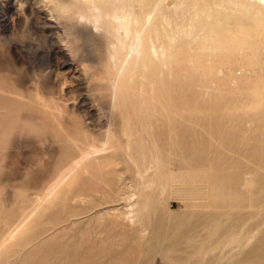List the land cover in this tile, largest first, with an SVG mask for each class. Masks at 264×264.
Returning a JSON list of instances; mask_svg holds the SVG:
<instances>
[{
	"label": "rangeland",
	"instance_id": "rangeland-1",
	"mask_svg": "<svg viewBox=\"0 0 264 264\" xmlns=\"http://www.w3.org/2000/svg\"><path fill=\"white\" fill-rule=\"evenodd\" d=\"M240 1L161 0L146 27L150 0L125 2L174 65L127 78L117 154L51 196L73 137L107 126L113 37L65 27L51 0H0V264H264V2Z\"/></svg>",
	"mask_w": 264,
	"mask_h": 264
},
{
	"label": "bare ground",
	"instance_id": "bare-ground-1",
	"mask_svg": "<svg viewBox=\"0 0 264 264\" xmlns=\"http://www.w3.org/2000/svg\"><path fill=\"white\" fill-rule=\"evenodd\" d=\"M51 1L53 3H55L56 6H58V8L55 9V7H54L53 9L56 10L59 20L61 21V23L65 27L70 26V27H73L76 29V28H78V26H81L82 23H86V24L90 25V27L88 26L90 30L88 29V31L87 30L85 31L86 35H87V33L88 34H94V35H96V34L102 35V32H104V34H108V35L111 34L113 37L112 41L109 44V50L110 51L108 52V50H107V52L109 53L108 59H106V60H108L106 62L107 68L109 66L111 68L110 70L108 68L109 76L108 77H105V76L100 77V75H99L100 78L98 79L99 87H101L102 89H104L107 92V93L102 95V98H104V99L109 98V100L106 102V104H104V107H103L104 114L106 115V117L108 119L107 120V126L105 128V131L102 133V135H100L99 137L95 136V137L91 138L90 141L85 140L81 144L77 143L76 138L73 137V145H72L73 149L72 150H73V152H77V155L75 157H73L72 162L62 170V172L60 173V175L58 176V178L56 179L54 184L49 189L48 194H51V196H52L55 193V191H61L62 190L61 188L63 187L66 180H68V178H70L71 176L75 175L78 171H80L82 169L88 170L89 167L97 164V162H100L102 159L106 158L108 155L112 154L113 156H115L117 154L116 148L118 145L116 144V142L117 141L119 142V136L117 135V133H118L117 129H119V125L121 124L120 116L116 115L117 105H118L117 101H118V97H119L118 91L120 90V88L124 87L123 84L125 83L127 78L133 79L132 74H134V76L136 77L137 75H135V73L138 72V70L147 68L149 66V62H148L149 60L151 63L154 64V66H157L160 69L173 67L175 54H172L168 60V57H167L168 55L166 54L167 50H165L163 48L160 50V48L157 46V45L161 44V42L159 44H156L153 38H150V40L148 42H146L145 37H144L145 32H143L144 29L139 28L140 19L138 18V15L140 12L137 13L138 14L137 16L134 15L135 13H133L132 9L127 12L126 11L127 8L125 5V2L127 0H51ZM139 1L142 2V0H139ZM201 1H203V0H201ZM242 1H240V2L243 3ZM257 1L258 2H264V0H257ZM257 1H256V3H257ZM160 2H161V0H150V3L153 4V7L151 6L152 10H150L148 7H145L146 5L143 7V9H144V19L143 20L145 23V27H146V25L150 26V24L152 23V20L154 18V10L159 6ZM244 2H246V0H244ZM247 2H249V0ZM102 3L110 4L112 7L113 13L112 14H110L108 12L104 13L102 10V5H101ZM198 3H199V1H198ZM215 3H216V1H215ZM55 4H54V6H55ZM203 4H205V3H203ZM247 4H249V3H247ZM251 4H253V3H251ZM243 5H245V4H243ZM175 6H176L175 8H178L177 4ZM253 7L256 8L255 5L252 6V8ZM113 8H114V11H113ZM263 8H264V6H262V9ZM257 9H258V7H257ZM259 10L263 11L264 9L263 10L258 9V11ZM175 11H174V13H175ZM258 13L260 14L261 12H258ZM262 15H264V14H262ZM185 18H186V16H185ZM107 19H109V21H110L109 22L110 26H111L110 30L109 29L107 30V29L103 28L104 26H102V21H105ZM158 27L159 26H157V28ZM192 27H193V25H192ZM154 28L156 29V27H154ZM153 32L155 33V31H153ZM155 34H154V36H155ZM99 35L97 37L100 38L101 36H99ZM151 35H153V34H151ZM158 36H159V34H158ZM162 38L163 37L161 36V39ZM109 40H111V38H109ZM175 40H176V38H175ZM206 41H207V39H206ZM101 42H102V39H101ZM169 47L171 48L170 45H169ZM170 52H172V51H170ZM75 61H76V59H75ZM132 63L134 64V66L133 67L131 66L132 68L130 70L129 68H130V65ZM93 65L97 70L96 74H99L101 72L99 69H101L102 63L96 59L93 61ZM141 71H143V70H141ZM141 80H143V79L141 78ZM157 86H159V85H157ZM131 89H133V88H131ZM144 89L145 88H143L142 90H144ZM124 90H125V87H124ZM119 92H121V91H119ZM153 92H154V89H153ZM154 93L152 95L153 97H155ZM141 94H143V93H141ZM155 95H156V93H155ZM122 97H125V96H122ZM131 113H133V112H131ZM133 114H131V115H133ZM134 116H135V114H134ZM122 120H123V117H122ZM89 122H91V120ZM79 130H85V127L83 128L81 126L79 129V127L76 126L74 132L78 133ZM93 167H95V166H93ZM129 185H130V182L126 181L124 184V187L129 186ZM120 199L126 200L127 196H122ZM116 210L114 211L115 213L113 215H115L117 217V220H119V221L121 220L123 222H127V221L131 220L130 214L128 215L127 213H123V212L121 213V211L117 212ZM19 229H20V226L17 229L13 230V232H11V233L15 234V232L18 231ZM12 234H10V236Z\"/></svg>",
	"mask_w": 264,
	"mask_h": 264
}]
</instances>
